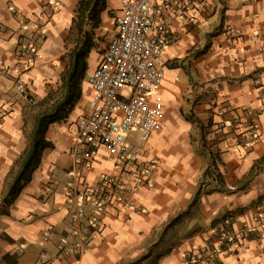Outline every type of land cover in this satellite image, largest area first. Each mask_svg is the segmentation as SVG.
<instances>
[{"label":"crops","instance_id":"obj_1","mask_svg":"<svg viewBox=\"0 0 264 264\" xmlns=\"http://www.w3.org/2000/svg\"><path fill=\"white\" fill-rule=\"evenodd\" d=\"M224 1L222 12L204 21L172 19L181 39L166 48L160 97L167 126L145 143L131 135L144 147V159H159L152 181L133 194L143 211L104 216L101 231L78 252L67 191L75 165L69 151L75 122L91 96L84 80L80 99L46 131L52 147L43 150L30 180L0 212V264H124L149 251L155 264H184L183 256L212 239L224 219L232 218L240 230L264 214V0ZM106 3L98 29L109 40L121 0ZM77 4L0 0V203L30 143L27 130H33V121L27 112L58 86ZM229 30L236 32L230 38ZM102 48L94 46L88 54L86 72L96 67ZM29 49L36 51L33 62L20 56ZM249 109L260 125V139L241 145L237 134L250 127L251 118L242 116ZM113 170L112 159L101 149L81 172L90 184ZM207 170L220 174L219 180L214 174L207 177ZM16 244L23 253L16 252ZM220 259L264 264V236L243 241Z\"/></svg>","mask_w":264,"mask_h":264},{"label":"built area","instance_id":"obj_2","mask_svg":"<svg viewBox=\"0 0 264 264\" xmlns=\"http://www.w3.org/2000/svg\"><path fill=\"white\" fill-rule=\"evenodd\" d=\"M224 0H121L113 19L114 33L100 50L97 65L87 71L91 96L85 111L75 122L70 146L74 171L70 173L67 198L73 201L69 217L80 238L83 250L94 233L100 232L104 216L122 210L142 212L133 194L149 184L159 159L143 158L144 147L131 138L137 134L146 142L152 133L167 126L164 104L160 97L168 67L166 48L177 44L181 36L172 28L178 21L206 20L222 12ZM236 32L229 30V38ZM33 62L34 49L21 50L20 56ZM127 89L128 95L122 94ZM242 116L251 118L248 131L237 134L239 143L260 139V125L252 110ZM2 115H0L1 125ZM239 124V119H236ZM103 149L114 170L98 175L86 184L81 169L88 168ZM264 236V214L240 230L232 218L223 220L196 251L183 256L184 264H224L220 255L233 250L243 241ZM19 254L23 246L15 245Z\"/></svg>","mask_w":264,"mask_h":264},{"label":"trees","instance_id":"obj_3","mask_svg":"<svg viewBox=\"0 0 264 264\" xmlns=\"http://www.w3.org/2000/svg\"><path fill=\"white\" fill-rule=\"evenodd\" d=\"M107 0H78L75 15L72 19L71 30L75 29L79 37H83L81 44L73 50V60L70 71L65 80V95L61 103L54 109L52 114H42L37 118L30 147L21 156V168L15 176L11 187L3 197L2 212H6V207L17 197L21 188L30 180L33 170L38 166L40 157L44 149L52 147V143L46 140L45 134L49 125L62 120L81 97V81L85 77L87 70L86 58L94 48L93 38L95 31L101 24V13L107 7ZM91 30L87 31V26ZM264 160V159H263ZM210 170V169H209ZM206 171L207 177L219 180L220 174ZM202 184L195 196L200 195ZM151 252L142 255L137 260L124 264H155L156 259L150 258Z\"/></svg>","mask_w":264,"mask_h":264},{"label":"rangeland","instance_id":"obj_4","mask_svg":"<svg viewBox=\"0 0 264 264\" xmlns=\"http://www.w3.org/2000/svg\"><path fill=\"white\" fill-rule=\"evenodd\" d=\"M110 17L113 18V15H110ZM111 18H110V20H108V23H110V24H111ZM111 26H112V24H111ZM86 30L90 31L91 26L88 25ZM82 41H83V37H79L75 29L70 30L69 34H67L65 48H64V54L61 56V69H62V71H61V75H60L59 80H58V82H59L58 86L53 91H50L49 95L43 101L35 103L34 104L35 107L33 108V111L31 113L27 112V114L31 115V117H32L33 130H34L35 124L37 122L38 116L42 115V114H52L54 109L56 108V106L59 103H61V101L63 100V97L65 95V82H66L65 80H67L66 78H67L68 73L70 71V66H71L72 60H73V53L72 52L75 48H77L81 44ZM107 41H108V38H107L106 32L104 33L103 29H100V30L97 29L95 31L94 38H93L94 46L96 48H102V47H104V45L106 44ZM91 58H93V56L90 54L89 60H88L89 64H91V60H90ZM84 80H85V77L82 79L81 84ZM122 94L128 95V90L123 89ZM33 130L31 132H30L29 128L27 130L28 134H29V139H30V143L28 144V148L30 147V144H31ZM22 159L23 158H20L18 163H17V167L19 170L21 168ZM2 201H3V198L1 199V203H0V212H2Z\"/></svg>","mask_w":264,"mask_h":264},{"label":"clouds","instance_id":"obj_5","mask_svg":"<svg viewBox=\"0 0 264 264\" xmlns=\"http://www.w3.org/2000/svg\"><path fill=\"white\" fill-rule=\"evenodd\" d=\"M85 75H86V73H85ZM86 80V79H85Z\"/></svg>","mask_w":264,"mask_h":264}]
</instances>
